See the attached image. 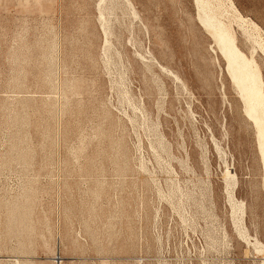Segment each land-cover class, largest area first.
Segmentation results:
<instances>
[{
	"label": "rangeland",
	"instance_id": "obj_1",
	"mask_svg": "<svg viewBox=\"0 0 264 264\" xmlns=\"http://www.w3.org/2000/svg\"><path fill=\"white\" fill-rule=\"evenodd\" d=\"M204 5L264 91V0ZM261 160L195 0H0V264H264Z\"/></svg>",
	"mask_w": 264,
	"mask_h": 264
},
{
	"label": "bare ground",
	"instance_id": "obj_2",
	"mask_svg": "<svg viewBox=\"0 0 264 264\" xmlns=\"http://www.w3.org/2000/svg\"><path fill=\"white\" fill-rule=\"evenodd\" d=\"M195 1L199 7L200 21L215 41L221 55L225 59L228 73L244 101L245 112L255 124L258 148L264 169V91L262 90L261 77L257 65L252 58L246 57L239 50L231 33L214 18L210 11L205 9L204 0ZM261 41L264 40L262 39ZM262 47L264 49V46ZM11 221L14 222L8 220L6 231L0 235L2 243H12L13 240L19 242L20 237L23 236L18 231L19 224L16 219H11ZM14 259L16 260V264H19L18 259ZM55 260L56 258H54ZM56 262L59 263L58 260Z\"/></svg>",
	"mask_w": 264,
	"mask_h": 264
}]
</instances>
